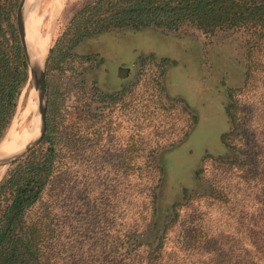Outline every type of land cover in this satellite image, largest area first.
<instances>
[{"label": "trees", "instance_id": "16d2710c", "mask_svg": "<svg viewBox=\"0 0 264 264\" xmlns=\"http://www.w3.org/2000/svg\"><path fill=\"white\" fill-rule=\"evenodd\" d=\"M18 1L0 0V142L10 128L28 82L26 56L14 21ZM124 29H153L198 38L201 34L205 37L204 52L221 40L240 63L244 81L242 86L229 89L226 113L231 127L222 140L236 152L229 163L241 170L242 178L229 186L216 179L209 181L200 195L223 201L225 209H229V218L235 220L234 226L207 224L197 206L189 211L190 227L181 230L176 238L169 237L170 229L184 215V203H173L168 215L162 218L159 182L165 168L154 155L140 163L146 166V174L140 175L141 184L137 182L130 190L126 222L113 223L104 217V212L116 215L118 210L117 205L106 203L111 196L92 195L99 185L94 173L98 163L93 155L86 159L88 171L79 173L78 183L66 189L63 142L69 139L84 144L86 141L92 149L96 144L93 134H101V128L106 130L114 121L89 125L92 131L88 133L63 129L59 112L68 87L61 83L51 85L48 76L51 72L63 74L68 70L77 73L75 62L90 58L79 53L82 43L102 32ZM139 62L137 82L113 93L99 92L95 94L97 101L107 107L121 103V107L127 108L128 94L133 101L143 100L146 91H136L148 74L146 65L156 62L160 71L152 73L154 90L150 98L158 104L164 103L165 66L171 61L149 55L141 57ZM46 78L47 88L51 89L47 131L40 144L15 160L0 181V264H69L74 255L78 257L74 256L77 264H264V0H82L70 11L54 39ZM162 107L163 116L170 109L178 115L180 131L187 122L185 137L198 121L197 114L181 98ZM131 138L129 135L125 150L134 145ZM133 143L143 145L139 146L143 149L150 145L140 139H134ZM119 158L126 160L130 156ZM196 176L202 179L201 170L196 171ZM74 177L75 174L70 182ZM115 189V195L120 193L118 185ZM67 190L69 195L65 198ZM249 192L255 195L253 220L247 219L250 214L247 209L252 203ZM183 193L187 200L198 195L187 188ZM80 194L84 195L83 202ZM64 199L72 206L74 221L82 214L78 220L83 224L79 227L87 225L77 233L83 242L76 240L75 246L71 245L75 253L72 251L66 258L61 257ZM91 220L98 230L90 224ZM90 244L93 248L86 251L85 246Z\"/></svg>", "mask_w": 264, "mask_h": 264}, {"label": "rangeland", "instance_id": "374dc122", "mask_svg": "<svg viewBox=\"0 0 264 264\" xmlns=\"http://www.w3.org/2000/svg\"><path fill=\"white\" fill-rule=\"evenodd\" d=\"M64 1L54 19L50 48L57 33L63 29L68 14L82 0ZM18 4L14 14L16 27H18L16 16ZM50 4L51 0H41L39 13L43 15L42 25L44 26H41L43 33L51 24V12L48 11ZM204 40L205 37L201 34L199 38L192 35L176 36L153 29L105 31L86 40L78 48L80 54L88 55L90 59L75 62L77 73L68 70L63 74L51 72L48 76L51 85L61 83L68 87L59 112L63 129L71 131L74 128L80 133L84 131L88 133L92 131L91 128L88 129L89 125L106 124L110 119L114 121L111 126L106 125L108 126L106 130L101 128V134H93L96 142L93 144L95 151L86 141L84 144L81 143L82 141L73 143L69 139L63 142L62 151L64 170L67 171L64 174L65 184L67 177L66 189L78 183L79 173L88 171L87 157L89 155L95 157L98 166H95L97 169L94 173L98 176L99 185L92 195H105V198L111 196L106 203L108 202L111 206L117 205L118 210L116 209V215L104 212V217L111 219L113 223L120 224L129 218L130 190L137 182L141 184L140 175L146 174V166H140V163L148 156L154 155L159 164L165 168V173L159 182V205L163 212L162 218L168 215L173 203L177 201L184 203L182 209L184 215L170 229L169 237L176 238L181 230L183 231L187 226L190 227L192 219L189 218V211L197 206L203 211L202 219H205L207 224L222 227L230 223L234 226L235 220L229 218V209H225L223 201L200 195L203 194L207 185L209 186L207 184L209 181L216 179L221 184L229 186L235 185L242 178L241 170L235 164L229 163L236 152L223 143L222 136L229 132L231 127L226 113L229 89L242 86L244 72L235 55L221 40L210 46L206 52L203 51ZM149 55H153L157 60L171 61L169 66L164 65L166 68L164 103L158 104L150 98L154 90L151 84L154 79L152 73L160 71L156 62L146 65L148 74L136 91L138 93L146 91L143 100L133 101L134 99L128 94L127 108L121 107V103L107 107L106 104L97 101L95 94L99 92L113 93L137 82L138 72L141 69L139 60ZM123 73L127 75L123 77ZM49 91L51 92V89L47 88V109ZM25 93L27 95L24 98ZM27 97L28 91H24V100L20 101L22 109L25 108ZM147 98L150 100L148 101ZM177 98H181L198 116L197 123L186 137L184 133L188 130L187 122H182L185 128L180 131L179 124L176 122L178 115L173 113V109L166 111L167 115H162L164 112L162 105H168ZM146 104L149 107L146 108L144 106ZM94 114H97V117L93 119ZM24 126L25 124L21 122L18 128L21 130ZM149 132H151L150 135ZM108 135L109 139H107ZM129 135L134 145L128 151L125 148H127ZM88 136L91 137V135ZM134 139H140L146 142L145 145H150H147L145 149L140 148L143 145H136L137 143H133ZM123 155L130 158L120 159L119 157ZM9 167L10 165L6 167L2 178ZM197 170H201L202 179L196 176ZM74 174L75 177L70 182ZM116 185L120 190L117 195H115ZM184 188L198 195L187 200L184 198ZM251 192L254 193V190L251 189ZM68 195L67 190L65 198H68ZM254 197L255 195L251 194L252 203L247 209L250 212L247 219L251 220L254 219L252 207ZM80 198L83 202L84 195L80 194ZM113 199L116 201L114 202ZM61 205L65 216L62 239L64 246L61 257L66 258L72 254V251L75 253L76 250L71 245L75 246L76 240L83 242L81 235L77 233L79 228H86L87 225L79 227L83 224L81 220H78L82 214H78L74 221L72 206L68 205L66 199L61 202ZM108 209L110 210V207ZM76 212H78L77 209L75 216ZM90 224L98 230V225H94L92 220ZM118 227L122 226L118 225ZM210 232L218 234L220 231L211 230ZM66 243L69 244L66 245ZM92 248V244L85 246L86 251ZM74 256L73 260H68L69 264H77L75 257L77 259L78 257Z\"/></svg>", "mask_w": 264, "mask_h": 264}, {"label": "bare ground", "instance_id": "6f19581e", "mask_svg": "<svg viewBox=\"0 0 264 264\" xmlns=\"http://www.w3.org/2000/svg\"><path fill=\"white\" fill-rule=\"evenodd\" d=\"M63 2L65 1L51 0L50 7L48 9V11L51 12V24L48 26L47 31L44 30V33L41 30V26H44L42 25L43 15L39 13L41 0H27L26 2L25 9L23 11V20L24 27L26 30L27 41L30 46L29 48L35 47V49H37V52L42 57V60H44L48 54L52 37L54 19ZM24 91L26 90L24 89ZM23 94L21 96L20 101L23 99ZM32 110H35L36 116L28 125L26 123L24 128L20 130L18 127ZM19 120L20 123H18ZM39 121L40 113L38 114L37 111V103L33 99H30L28 106L25 109H22L21 107L19 108L16 116L13 119L9 131L1 140L0 157L4 155L11 156L18 152H21L31 141L35 140L39 136L41 131ZM5 169L6 165L0 166V177L5 171Z\"/></svg>", "mask_w": 264, "mask_h": 264}, {"label": "water", "instance_id": "95a60500", "mask_svg": "<svg viewBox=\"0 0 264 264\" xmlns=\"http://www.w3.org/2000/svg\"><path fill=\"white\" fill-rule=\"evenodd\" d=\"M27 0H19L18 8H17V28L18 33L24 48L26 61L28 65V82L26 85L25 90L28 91V97L26 101L25 108L28 106L29 100L33 99L37 103V111L38 114L40 113V134L39 136L31 141L25 149H23L21 152H18L14 155H4L0 157V166L11 165L15 160L19 159L21 156L29 152L31 149L37 147L40 142L42 141L46 131H47V120H46V113H47V81H46V66H47V60H48V54L45 57L44 60H42V57L38 54L37 49L35 47L29 48V44L26 37V30L24 27V20H23V11L25 9ZM44 61V62H43ZM127 73H123V77H125ZM22 102V101H21ZM21 106V103H19ZM24 108V109H25ZM17 109V110H18ZM18 112V111H17ZM16 112V114H17ZM15 114V116H16ZM36 116L35 110L30 111V113L27 115V117L23 120V124L27 125L34 119ZM2 179V175L0 177V181Z\"/></svg>", "mask_w": 264, "mask_h": 264}, {"label": "flooded vegetation", "instance_id": "af4514ba", "mask_svg": "<svg viewBox=\"0 0 264 264\" xmlns=\"http://www.w3.org/2000/svg\"><path fill=\"white\" fill-rule=\"evenodd\" d=\"M86 59H88V58H86ZM90 59V58H89Z\"/></svg>", "mask_w": 264, "mask_h": 264}]
</instances>
